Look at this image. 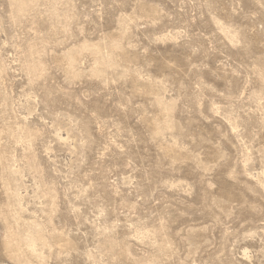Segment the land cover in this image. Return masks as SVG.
Masks as SVG:
<instances>
[{
    "label": "rangeland",
    "instance_id": "374dc122",
    "mask_svg": "<svg viewBox=\"0 0 264 264\" xmlns=\"http://www.w3.org/2000/svg\"><path fill=\"white\" fill-rule=\"evenodd\" d=\"M0 264H264V0H0Z\"/></svg>",
    "mask_w": 264,
    "mask_h": 264
}]
</instances>
